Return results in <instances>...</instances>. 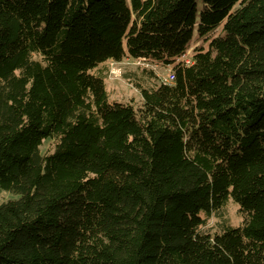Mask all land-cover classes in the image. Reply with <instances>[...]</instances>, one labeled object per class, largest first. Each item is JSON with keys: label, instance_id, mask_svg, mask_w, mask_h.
<instances>
[{"label": "trees", "instance_id": "1", "mask_svg": "<svg viewBox=\"0 0 264 264\" xmlns=\"http://www.w3.org/2000/svg\"><path fill=\"white\" fill-rule=\"evenodd\" d=\"M0 189V264H264V0H0Z\"/></svg>", "mask_w": 264, "mask_h": 264}, {"label": "rangeland", "instance_id": "2", "mask_svg": "<svg viewBox=\"0 0 264 264\" xmlns=\"http://www.w3.org/2000/svg\"><path fill=\"white\" fill-rule=\"evenodd\" d=\"M190 50L187 51L185 59L190 62ZM104 68L107 69V77L104 80L105 89L108 93L109 102H118V103H132L134 106H139L142 102L140 94L126 81L123 79V73H139L141 69H150L152 68L149 63L143 61L132 60L129 58L123 59L119 63L108 61L103 64ZM154 68V66H153ZM170 67L157 66L153 69L152 72L156 78H165L167 77ZM151 70V69H150ZM52 142L47 139L42 142L41 153L45 154L51 150ZM18 196L10 192L3 191L0 189V204L7 202L9 200L17 199ZM225 215L229 220L231 225L237 226L241 222V217L237 211V206L230 202L226 208ZM216 219H211L209 221V230L213 232Z\"/></svg>", "mask_w": 264, "mask_h": 264}, {"label": "built area", "instance_id": "3", "mask_svg": "<svg viewBox=\"0 0 264 264\" xmlns=\"http://www.w3.org/2000/svg\"><path fill=\"white\" fill-rule=\"evenodd\" d=\"M185 57H186V54L180 59V62H182V63H184V64H186V65H189V64L191 63V61L188 62V61L185 59ZM147 64H148V63H147ZM149 65H151V67H152V68H150L151 70L157 68V66H158L157 64H153V63H151V64H149ZM153 66H154V68H153ZM153 71H154V70H153ZM158 81H159L160 83H162V84H165V85H170V84H172L173 81H174V76H173V73H172L171 69H170V71L168 72L167 77H165V78H158Z\"/></svg>", "mask_w": 264, "mask_h": 264}]
</instances>
